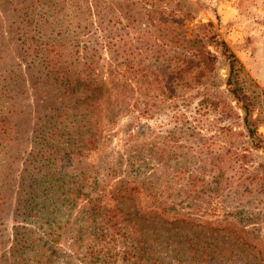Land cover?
I'll list each match as a JSON object with an SVG mask.
<instances>
[{
  "label": "rangeland",
  "instance_id": "rangeland-1",
  "mask_svg": "<svg viewBox=\"0 0 264 264\" xmlns=\"http://www.w3.org/2000/svg\"><path fill=\"white\" fill-rule=\"evenodd\" d=\"M176 1L185 3L194 16L182 25L186 38L200 23L210 22L218 29L244 68L245 90L258 97L252 118L257 114L264 118V0ZM32 2L0 0V264H121L119 256L123 249L130 248L134 223L126 222L121 210L131 209H105L115 214L116 227L108 228L110 233L124 229L128 236L116 238V242H90L92 231L99 232L103 227L101 221L85 219V211L78 205L67 209L62 198L66 189L41 184L43 166L36 163L42 134L36 105L39 75L37 66L30 62L38 30L35 22L28 23L35 17L27 22L24 17L25 6ZM114 2L121 5L119 17L126 25V13L134 16L136 9L127 0ZM100 55L104 59L108 56L105 49ZM213 77L215 85L209 86L210 93L225 97L222 62L216 63ZM150 113V119L142 120L148 125L144 137L128 144L146 149L142 155L148 166L139 167L136 182L143 184V193L155 196L154 203L162 209H150L151 203L143 197L135 200L140 211H154L163 220L174 222L197 248L208 242L245 257L238 247L246 241L256 246L264 258V153L249 149L246 139L238 135L243 133L240 125L234 126L230 134L217 135L215 127L208 125L189 133L175 126L180 120H174L167 108L155 104ZM129 118L121 117L110 127L101 124L95 131L94 150L65 166L67 175L71 171L86 175L82 188L85 192L91 177L98 180L99 184L90 190L92 198L107 195L118 179L134 182V174L107 172L116 170L120 161V169L124 170L122 161L128 144L122 130ZM217 119L219 126L227 124ZM257 133L264 138V121ZM78 229L85 232L82 241L74 244ZM48 231L54 242L45 238ZM90 249L95 252L91 254ZM155 251L164 263L169 261L163 246ZM226 258L230 260L225 264H241L238 257Z\"/></svg>",
  "mask_w": 264,
  "mask_h": 264
},
{
  "label": "trees",
  "instance_id": "trees-1",
  "mask_svg": "<svg viewBox=\"0 0 264 264\" xmlns=\"http://www.w3.org/2000/svg\"><path fill=\"white\" fill-rule=\"evenodd\" d=\"M127 2L136 11L134 16L125 12L129 14L126 25L121 24L119 17L121 5L114 0H34L31 5H24L26 22L35 17L28 23L35 22L38 30L33 45L35 60L30 62L37 66L39 75L36 105L42 134L36 163L43 166L41 184L55 190L66 189L62 198L67 209L78 205L84 209L85 219L92 223L95 219L101 221L103 227L99 232L92 231L90 242H116V238L123 240L128 236L124 229L110 233L108 228L116 227L115 214L105 209H131L121 210L126 222H134L130 248L123 249L119 256L121 264H225L230 260L226 257H238L241 264H264L257 247L246 241L238 247L245 257L208 242L197 248L174 222L163 220L154 211L144 213L135 204V200L145 197L152 205L150 209H162L154 203L155 196L143 193V184L136 182L139 167L148 166L142 155L146 149L128 144L144 137L148 125L142 120L152 117V105L167 108L174 120H180L175 126L189 133L208 125L215 127L217 135L230 134L234 126L240 125L243 133L238 135L246 139L249 149L263 153L264 138L257 133V127L264 118L259 114L252 118L257 112L258 97L245 90L244 68L212 23L198 24L186 38L182 25L194 16L185 3ZM104 49L106 59L100 55ZM219 61L225 69L222 98L213 96L209 89L215 85L213 73ZM124 116L130 117L122 130L128 144L122 161L124 170L120 169L119 160V167L107 172L134 174V182L118 179L107 195L92 198L90 190L99 184L98 180L91 177L85 192L82 188L86 175L80 171L67 175L65 166L94 150L95 131L101 124L114 126ZM215 118L227 124L219 126ZM110 202L114 205L110 206ZM84 232L85 229H78L72 242H81ZM44 236L50 243L55 241L49 231ZM161 246L167 250V263L159 258L160 250L155 251Z\"/></svg>",
  "mask_w": 264,
  "mask_h": 264
}]
</instances>
